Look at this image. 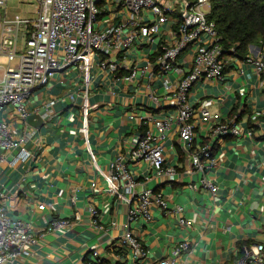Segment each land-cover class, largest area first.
<instances>
[{
	"label": "built area",
	"instance_id": "obj_1",
	"mask_svg": "<svg viewBox=\"0 0 264 264\" xmlns=\"http://www.w3.org/2000/svg\"><path fill=\"white\" fill-rule=\"evenodd\" d=\"M8 1L0 0V162L13 167L35 156L25 146L31 132L16 135L5 116L23 123L31 115L52 119L58 97L30 103L37 91L70 76L79 85L66 99L79 110L76 126L96 171L90 187L108 196L85 209L96 229L116 231L86 245L83 264H191L192 238H170L169 252L155 257L136 223L147 227L159 209L178 227L192 224L183 204L169 205L163 188L150 183L180 184L217 199L212 169L223 158L217 151L224 139H248L252 152L264 148L257 140L264 139V108L254 95H264V49L244 57L226 52L209 17L211 0H35V17L9 13ZM96 94L107 97L105 108L120 107L134 127L107 169L90 138ZM5 196L0 192V264L29 257L44 232L75 225L56 217L37 232L9 214ZM260 213L263 238L236 244L220 264H264V206Z\"/></svg>",
	"mask_w": 264,
	"mask_h": 264
},
{
	"label": "crops",
	"instance_id": "obj_2",
	"mask_svg": "<svg viewBox=\"0 0 264 264\" xmlns=\"http://www.w3.org/2000/svg\"><path fill=\"white\" fill-rule=\"evenodd\" d=\"M78 85L69 76L64 83L55 82L49 89L36 92L30 107L54 96L59 98L55 106L57 113L50 120L35 115L23 123L11 113L5 116L15 127L16 135L24 130L31 132L25 146L35 153L33 159L13 167L7 160L0 162V192L6 193L4 200L9 214L29 221L37 232L44 231L56 217L69 218L75 223L70 230L44 232L29 257L5 264H83L86 245L116 234L112 227L100 231L91 225V216L85 209L87 203L100 206L108 196L92 192L90 183L96 171L76 126L79 110L66 99L67 92ZM231 92V100L235 102L234 86ZM254 95L259 96L258 108L263 109L264 95L256 91ZM106 99L97 94L92 97L97 104L90 130L97 160L104 169L117 152L129 145L134 132L133 123L120 107L105 108ZM230 104L229 100L227 105ZM247 116V113L242 115V120ZM257 140L259 145L264 141L261 137ZM251 145L248 139L237 144L231 136L224 139L217 151L223 158L212 169L219 186L217 199L203 190L193 193L180 184L150 183L163 188L169 205L183 204L182 214L192 220V224L178 227L174 217L156 209L155 220L147 227L136 223L142 240L155 257L169 252L170 238L188 236L194 247L191 264H220L231 255L238 241L263 238L260 211L264 206V148L252 152ZM198 175L195 173L194 178ZM97 180L105 184L100 175ZM110 217L105 214L102 219L108 223Z\"/></svg>",
	"mask_w": 264,
	"mask_h": 264
},
{
	"label": "trees",
	"instance_id": "obj_3",
	"mask_svg": "<svg viewBox=\"0 0 264 264\" xmlns=\"http://www.w3.org/2000/svg\"><path fill=\"white\" fill-rule=\"evenodd\" d=\"M209 17L226 52L244 57L252 44L264 49V0H211ZM249 241L240 240L237 245Z\"/></svg>",
	"mask_w": 264,
	"mask_h": 264
},
{
	"label": "rangeland",
	"instance_id": "obj_4",
	"mask_svg": "<svg viewBox=\"0 0 264 264\" xmlns=\"http://www.w3.org/2000/svg\"><path fill=\"white\" fill-rule=\"evenodd\" d=\"M3 10L4 9H1L2 13ZM7 10L11 14L18 13L28 17H35L37 15L38 6L35 0H9L7 3ZM253 53H255V50Z\"/></svg>",
	"mask_w": 264,
	"mask_h": 264
},
{
	"label": "water",
	"instance_id": "obj_5",
	"mask_svg": "<svg viewBox=\"0 0 264 264\" xmlns=\"http://www.w3.org/2000/svg\"><path fill=\"white\" fill-rule=\"evenodd\" d=\"M0 21H1V18H0ZM251 48L253 49V50H258L259 49V47L258 46H255V45H251ZM35 115H31L30 117H29V119L30 118H32V117H34Z\"/></svg>",
	"mask_w": 264,
	"mask_h": 264
}]
</instances>
